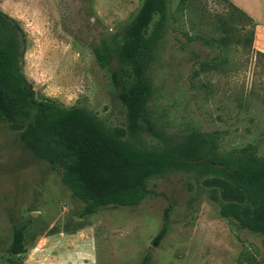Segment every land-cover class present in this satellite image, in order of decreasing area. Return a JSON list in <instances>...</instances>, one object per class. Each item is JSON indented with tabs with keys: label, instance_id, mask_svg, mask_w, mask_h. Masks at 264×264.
Here are the masks:
<instances>
[{
	"label": "rangeland",
	"instance_id": "1",
	"mask_svg": "<svg viewBox=\"0 0 264 264\" xmlns=\"http://www.w3.org/2000/svg\"><path fill=\"white\" fill-rule=\"evenodd\" d=\"M143 1L0 0V10L21 28L20 66L39 99L83 107L140 148L161 150L199 131L210 155L264 157V51L241 41L254 26L224 0H167L147 70L158 135L128 133L112 74H123L122 35ZM260 7L264 21V0ZM97 48L106 51V66ZM202 180L171 171L148 181L152 193L141 204L82 216L85 203L63 184L61 170L0 122V264H139L146 255L149 264H264L262 237L222 217ZM166 211L167 232L156 246ZM29 221L27 252L11 256L13 227Z\"/></svg>",
	"mask_w": 264,
	"mask_h": 264
},
{
	"label": "trees",
	"instance_id": "2",
	"mask_svg": "<svg viewBox=\"0 0 264 264\" xmlns=\"http://www.w3.org/2000/svg\"><path fill=\"white\" fill-rule=\"evenodd\" d=\"M224 1L252 22L254 29L241 39L252 44L255 20L230 0ZM167 16V0H144L122 35L118 55L123 74L113 72L112 83L120 90L126 130L132 136L144 131L158 135L150 110L152 84L147 70ZM221 24L224 32L233 30L230 20L222 18ZM20 33L17 21L0 10V122L19 132V139L32 155L61 170L63 184L74 198L85 203L82 216L109 206H137L151 195V178L171 171L190 172L203 179L209 198L220 203V215L259 234L264 247L263 156L252 150H243L237 156L210 155L209 140L199 131L161 150L140 148L83 107L64 108L51 99H39L20 66ZM228 37L220 41L226 44ZM95 52L101 65L106 66V51L97 48ZM164 218L153 240L156 246L167 232L168 211ZM34 227L31 221L13 227L8 247L11 256L27 252L28 236ZM149 262L146 255L139 264Z\"/></svg>",
	"mask_w": 264,
	"mask_h": 264
},
{
	"label": "crops",
	"instance_id": "3",
	"mask_svg": "<svg viewBox=\"0 0 264 264\" xmlns=\"http://www.w3.org/2000/svg\"><path fill=\"white\" fill-rule=\"evenodd\" d=\"M236 6L245 11L250 15L256 22L254 45L258 46L260 51H264V21L261 19L260 12L262 7H260L261 0H230Z\"/></svg>",
	"mask_w": 264,
	"mask_h": 264
},
{
	"label": "water",
	"instance_id": "4",
	"mask_svg": "<svg viewBox=\"0 0 264 264\" xmlns=\"http://www.w3.org/2000/svg\"><path fill=\"white\" fill-rule=\"evenodd\" d=\"M207 161L210 162V160H208V159H207ZM34 214H35V213H34ZM34 214H33V215H34Z\"/></svg>",
	"mask_w": 264,
	"mask_h": 264
}]
</instances>
